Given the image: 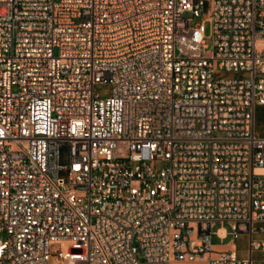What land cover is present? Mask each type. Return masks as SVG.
Wrapping results in <instances>:
<instances>
[{
    "label": "built area",
    "instance_id": "built-area-1",
    "mask_svg": "<svg viewBox=\"0 0 264 264\" xmlns=\"http://www.w3.org/2000/svg\"><path fill=\"white\" fill-rule=\"evenodd\" d=\"M260 106L264 0H0V264H264Z\"/></svg>",
    "mask_w": 264,
    "mask_h": 264
},
{
    "label": "rangeland",
    "instance_id": "rangeland-1",
    "mask_svg": "<svg viewBox=\"0 0 264 264\" xmlns=\"http://www.w3.org/2000/svg\"><path fill=\"white\" fill-rule=\"evenodd\" d=\"M200 18H194L192 20V25H195L196 23H200ZM205 33L207 35L206 41L208 44H213V36H212V30H211V23L209 21L205 22ZM112 86L110 84H98L95 86V91L99 92L102 96H108L111 94ZM257 131L264 135V106H260L257 109ZM229 227V226H228ZM264 237V233L262 234ZM229 239V238H228ZM227 239V240H228ZM226 240V241H227ZM214 243H219L220 240L216 237L213 239ZM236 243L239 248V256L244 257L247 254V246H248V236L247 235H241L239 238L236 239ZM71 242H66L64 244L65 248H68L71 246ZM221 247V246H219ZM61 244H54L51 248L52 252H55L56 249H60ZM74 252H79V249H73ZM51 264H58V260L53 257L51 259Z\"/></svg>",
    "mask_w": 264,
    "mask_h": 264
},
{
    "label": "crops",
    "instance_id": "crops-1",
    "mask_svg": "<svg viewBox=\"0 0 264 264\" xmlns=\"http://www.w3.org/2000/svg\"><path fill=\"white\" fill-rule=\"evenodd\" d=\"M227 246H233L232 244H229ZM172 264H207L206 261L200 260V261H192V262H187V261H174Z\"/></svg>",
    "mask_w": 264,
    "mask_h": 264
}]
</instances>
